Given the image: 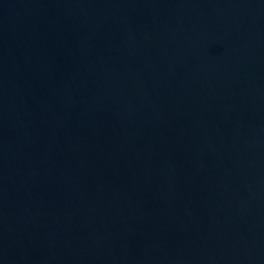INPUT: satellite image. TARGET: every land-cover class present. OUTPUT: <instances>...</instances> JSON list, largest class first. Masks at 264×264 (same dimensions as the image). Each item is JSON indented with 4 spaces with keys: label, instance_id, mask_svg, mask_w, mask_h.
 Instances as JSON below:
<instances>
[{
    "label": "water",
    "instance_id": "1",
    "mask_svg": "<svg viewBox=\"0 0 264 264\" xmlns=\"http://www.w3.org/2000/svg\"><path fill=\"white\" fill-rule=\"evenodd\" d=\"M0 264H264V0H0Z\"/></svg>",
    "mask_w": 264,
    "mask_h": 264
}]
</instances>
